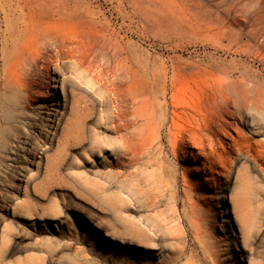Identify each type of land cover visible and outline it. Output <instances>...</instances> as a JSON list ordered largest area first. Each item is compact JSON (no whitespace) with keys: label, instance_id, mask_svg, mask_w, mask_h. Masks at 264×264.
Wrapping results in <instances>:
<instances>
[{"label":"rangeland","instance_id":"374dc122","mask_svg":"<svg viewBox=\"0 0 264 264\" xmlns=\"http://www.w3.org/2000/svg\"><path fill=\"white\" fill-rule=\"evenodd\" d=\"M41 1L82 64L51 65L54 90L37 69L41 101L20 93L13 118L0 107V264H264V0ZM12 4L0 0V106ZM228 72L245 136L234 155L214 147L229 172L211 177L200 148L169 138L161 90L198 105Z\"/></svg>","mask_w":264,"mask_h":264},{"label":"bare ground","instance_id":"6f19581e","mask_svg":"<svg viewBox=\"0 0 264 264\" xmlns=\"http://www.w3.org/2000/svg\"><path fill=\"white\" fill-rule=\"evenodd\" d=\"M12 1L14 3L12 5L18 10H20L22 14L20 16V22L18 21L20 23V29L16 31L15 38H13L11 41V44L14 45L16 48L12 46L11 51L6 53L7 55L4 54V57L6 58L7 61L5 72L3 73V87L5 90V94L2 98L3 102L1 103L0 107L3 116L8 118H13L14 116V112L16 111V108L20 103V97H19L20 93H22L26 98V107H29L34 103L37 104L38 101H41L40 97L38 96V92L35 91V88L37 87V83L35 81H30L31 78H33L32 80L38 78V75L36 73L37 69L41 71L43 76L45 75L43 81H41L42 89L54 90L58 81L57 78L55 77L56 75L51 76V72H50L51 65L55 66L53 68H56L59 71L60 67L64 64V62L69 61L70 64H73L72 66H78L79 64L80 65L82 64L79 58L76 56L77 53L75 54V52H77L78 50L77 45L74 44L75 42H72V40L67 39V37L65 36H61L60 32L55 30L53 26L41 22L40 16L43 15L44 14L43 12H45L46 10L45 9L46 6L42 4L44 1L43 2L41 0H12ZM11 28L12 27L6 25L5 33H9V32L12 33L13 31L12 32L10 31ZM83 49L84 47L82 46V51ZM87 65L89 64L87 63ZM66 69L64 68V70ZM55 72L57 71L55 70ZM223 75L224 76L221 75L222 77H216L212 79V82L208 85L209 94L207 93L204 100H202L198 105L196 104L193 106H189V105L184 106L183 104H180L178 101L175 100L174 94L171 95V98L168 101L167 93H166L168 90L164 89L166 85H163L164 87L161 86V88L164 89L161 90L163 91L161 96L165 104V109L166 111L169 112L168 117L165 116L163 118L162 124L163 125L167 123L170 124V125L167 124L169 126L166 125L168 127L169 138L173 141L175 146L181 144L184 140H187L188 144H192V147L189 148H193V146L196 149L200 148L201 153L197 151L198 154L200 153L202 154V156L204 155L211 159L208 168H206L208 174L211 177H213L214 174L218 175L219 173L224 174V172H227L225 166H223L219 161V159L217 158L218 151L216 152L215 151L216 149L214 147L217 146L219 150L223 151V154L227 153L228 155L229 154L234 155L236 151V145L238 143L237 139L240 138L241 136L242 137L245 136V134L242 135L243 132L241 133L239 128L241 123L239 124L237 122L238 118L236 119L235 113L232 112V110L233 111L235 110L234 109L235 102L232 100L230 92L232 90H235V88H237L238 81L231 80L232 73L228 72V73H224ZM64 80L65 79H63L61 84H64ZM157 88L159 87L157 86ZM157 88L155 90H157ZM61 89H63V85H61ZM170 90L172 91V87ZM68 95H70V93L65 94V98H67ZM116 97L117 96L114 97L116 100L119 99ZM70 100H71L70 110L72 111V113L76 110H79V103L77 96L72 94ZM121 100L124 101V98ZM133 102L136 106H139L142 103V99H137L136 97H134ZM43 109L46 110V107L44 106ZM206 112L215 114L218 117L217 121L216 120L209 121L207 120V118L200 119L201 115L203 113L205 114ZM183 120L188 123L187 127L181 125L178 122ZM214 136L215 137L217 136V139L218 138L219 139L215 141ZM220 137L228 140L227 147L222 145ZM168 141L170 143V140ZM225 141L226 140H224V143ZM121 142L123 144L122 139ZM126 145H127V141H126ZM128 149H130V146ZM122 150L123 148L121 149V151ZM124 150L123 152H125ZM237 152L238 150L236 151V153ZM153 153H150V155L151 154L153 155ZM143 239L144 238H142V240ZM134 240H136V238ZM137 241H139V238L137 239Z\"/></svg>","mask_w":264,"mask_h":264}]
</instances>
